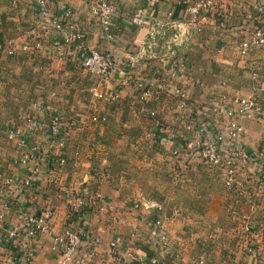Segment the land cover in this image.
<instances>
[{
  "label": "crops",
  "instance_id": "1",
  "mask_svg": "<svg viewBox=\"0 0 264 264\" xmlns=\"http://www.w3.org/2000/svg\"><path fill=\"white\" fill-rule=\"evenodd\" d=\"M93 1L51 0L50 4L53 12H58L63 5H71L75 9L74 26L85 37L87 47L101 51L111 50L122 70L127 63L129 45L142 42L146 37V30L134 26L132 15L126 16L120 11L113 21V36L117 42L115 45L103 36L101 27L91 15L90 7ZM213 1L216 7L211 16V25L207 26L206 30L194 41L187 57L193 70L190 108L194 119L202 118L211 121L213 128L211 136L214 137L217 134H226L227 130L222 123V118L205 112L210 100H216L218 103L224 102L227 105L234 97L256 93L260 99L262 111L254 119L243 120L246 134L239 144L245 146L250 152L257 153L264 147V91L260 88L264 84V48L242 58L237 53V44L233 43L249 37L254 28L260 25L261 18L254 10L253 2L247 0ZM262 1L261 5L264 7V0ZM11 4L12 0H0V7L6 8L5 17L13 22L10 26L6 24L3 32H5V37L18 38L17 41H20V44L17 41L16 44L19 49L25 41L26 30L29 27H38V22L33 21V9L29 6V0H18L17 8ZM159 7L158 2L157 8ZM160 8L162 9V6ZM4 48L0 44L3 59L8 58ZM18 53L22 54L21 51ZM39 58L40 60L35 65L36 70L52 72L54 73L52 78L57 80L60 77L69 76L73 80V85H78L76 76L81 66L75 59L57 58L50 48L39 53ZM84 72L89 75L86 71ZM122 74L120 75L119 72L112 87L113 92L120 95V99L103 101L100 112L109 118L111 115L116 116L118 122L121 121L120 117L127 113L133 115V118H145V129L152 132L146 135L154 143L158 141L162 147L163 155L158 156L157 159L170 179L186 182L192 177L184 173L192 172L193 174L198 170L202 171L199 179L203 186L200 194L202 201L199 202L197 209L207 212L205 216L200 217V222L206 228L201 235L205 244L199 241L201 245L192 246L188 245L189 240H181L182 234L179 236L176 230L169 228V226L178 227L181 220L171 217L169 225L166 223L168 227L165 223L164 227L173 248L177 246L179 249L182 260L180 259L178 263L172 258H166L167 254L158 251L155 247L154 233L148 226L152 216L160 219L155 215L154 210L140 214L138 211L141 208L127 207L122 199L121 188L113 190L101 185L96 189L93 187L95 184L92 176L87 173L84 175L86 179H89L87 180L89 181L88 187L105 197L107 204L104 207L106 208L100 211L94 203L85 208L82 215L73 214L66 205L62 190L66 186L83 189L85 184L82 185L80 181L82 180L81 173H79L80 167L76 169L77 171L63 168L55 175H43L36 183L37 192L34 195L30 191L29 193L27 191L13 192L11 198L16 208L3 221H0V264H23V255L28 252H32L33 255L31 264H55L58 258L53 251L54 235H59L65 228L77 229L78 227L86 229L93 237L101 239L102 245L97 258L107 264H146L153 257L166 264H199L204 257L225 261L229 255L232 256L231 264H254L257 259H264V248H262L264 244V188L261 187L259 178L254 175L251 167H245L241 175L246 191L245 196L242 197L237 192L227 190L219 172L210 166L205 167L207 165H204L197 157L199 155L192 153L188 148L186 139L189 134L183 124L178 121V117L184 114L178 104L163 98L158 99L156 104L143 105L135 98L132 88L124 84ZM91 78L95 81L93 77ZM91 108L93 106H89L82 112ZM156 108L158 115L152 119L149 113ZM215 121H218L217 124ZM157 122L161 123V130L156 128ZM75 133L71 134L69 142L75 139ZM156 136L157 141H154ZM42 145L45 149H49L46 142L43 141ZM13 148V158L7 160V164L0 165V186L4 178L10 174L17 175L19 178L30 176L28 170L15 165L19 150L15 146ZM67 149L65 154L68 153ZM66 156L71 158L69 154ZM50 162L51 159L48 163ZM109 199L113 201L108 202ZM49 206L54 211V217L50 223L53 235L46 233L33 240H28L20 233L12 245L5 246L2 243L8 232L17 228L22 229L28 216H40ZM247 217L257 224L256 236H253L250 241H247V235L242 230L241 221ZM118 236L123 239V245L113 251L109 244ZM247 243L256 245L258 255L256 259L244 253L243 248L247 246ZM87 245V242L83 244L82 256L89 251Z\"/></svg>",
  "mask_w": 264,
  "mask_h": 264
},
{
  "label": "built area",
  "instance_id": "2",
  "mask_svg": "<svg viewBox=\"0 0 264 264\" xmlns=\"http://www.w3.org/2000/svg\"><path fill=\"white\" fill-rule=\"evenodd\" d=\"M163 1L166 3L165 9L159 7L140 10L135 15L133 24L144 28L146 37L144 41L129 46L127 63L121 71L111 50L101 51L87 47L85 37L76 30L73 23L75 9L71 5H63L58 12H53L51 0H29L38 27H29L26 30L25 41L19 49L15 40H7L3 50L7 56L13 57L19 51L41 53L50 48L57 58L75 59L82 69L95 79L91 92L96 101L120 99V95L113 92L112 87L119 72L120 75L123 73L124 84L132 88L135 98L143 105L156 104L158 99L163 98L178 104L184 112L178 117V121L189 134L186 139L188 148L192 153L199 155L204 164L219 172L227 190L237 192L242 197L246 195L241 175L247 166L251 167L254 175L259 178L261 187L264 188V147L255 153L239 144L246 134L243 120L254 119L261 114L262 108L257 94L234 97L227 105L211 99L206 105L205 112L222 118L227 130L226 134H217L214 137L211 136L213 129L211 121L194 119L190 108L192 68L187 57L195 39L211 25V16L216 7L214 1ZM247 1L253 2L261 23L254 28L249 37L233 43L237 44V53L242 58L264 48V7L261 5L263 1ZM91 3L90 13L101 27L103 36L116 45L112 29L113 21L119 14L118 7L111 0H94ZM17 4L18 0H12L11 5L14 8L18 7ZM191 32L194 34L191 35ZM164 41V46H161ZM254 80L257 81V78L254 77ZM260 88L264 91V84ZM52 95L56 96L54 93ZM43 105L42 101L36 102L31 113L24 117L22 123L13 122L7 125L6 139L19 150V156L14 163L19 168L28 170L30 176L19 178L10 174L1 182L0 221L16 208L11 198L14 191L23 193L30 191L34 195L37 192L36 183L43 175H55L69 164L74 168L82 164L79 148L73 151L72 158L65 154L71 134L90 131L108 122V117L101 114L95 106L66 119L64 113L52 111L48 107L49 102L46 107ZM157 115V108L149 113L152 119ZM217 122L215 121V124ZM156 128L161 130V123L157 122ZM43 141L48 144L49 149L44 148ZM49 159H51L50 163H48ZM64 194L66 205L73 214L82 215L83 210L94 203L100 211L106 208L105 197L99 192H94L90 187L80 190L65 187ZM134 207L140 209L139 204ZM148 208L152 211L154 205ZM53 217L54 211L50 206L45 208L40 216H28L22 229L17 228L8 232L2 243L5 246L12 245L20 233L28 240L46 233L53 235L50 227ZM241 222L247 241H250L256 236L257 224L248 217ZM162 223L160 219L152 216L148 226L153 230L155 247L158 251L165 252L166 258L171 259L174 249ZM86 242L89 251L82 256L83 244ZM53 244V251L58 258L55 264H107L97 258L102 245L101 239L93 237L82 227L63 229L59 235H54ZM122 245L123 239L118 236L110 242L109 247L115 251ZM243 250L247 256L255 259L258 256L255 244L247 243ZM32 256V252L25 253L22 258L23 264H31ZM231 257L229 255L225 261L204 257L199 264H231ZM146 264L166 263L153 257ZM254 264H264V259H257Z\"/></svg>",
  "mask_w": 264,
  "mask_h": 264
},
{
  "label": "rangeland",
  "instance_id": "3",
  "mask_svg": "<svg viewBox=\"0 0 264 264\" xmlns=\"http://www.w3.org/2000/svg\"><path fill=\"white\" fill-rule=\"evenodd\" d=\"M111 1L118 7L119 13L121 11L126 16L132 15V20L140 10L156 9L158 2L162 9L166 7L163 0ZM29 6L32 5L29 4ZM5 9L3 6L0 7V44L2 47H5L7 39L18 40L16 37L4 36L5 25L13 24L5 17ZM33 21L36 20L33 19ZM192 34L194 33L191 32ZM17 42L20 44V41ZM164 44L165 41L161 46ZM20 54L17 53L12 58L8 56L3 59L2 50H0V165L7 164V160L13 158L14 145L6 139L7 125L13 122L22 123L24 117L31 113L36 102L42 101L44 107L49 102L48 107L52 111L64 113L66 119L85 112L86 110L83 112L82 110L89 106H95L100 112L103 104L102 101H94L91 89L95 81L81 67H79L80 70L76 76L78 85L75 86L69 76H63L57 80L52 78L54 75L52 72L36 70L35 65L40 60L39 53ZM118 69L121 71L120 67ZM123 76L122 74V78ZM53 93L56 96H53ZM143 119L133 118V115L127 113L123 114L120 117L121 121L118 122L116 116L111 115L108 122L98 125L90 131L75 133V139L69 142L66 154L72 158L73 151L77 148L80 149L78 152L83 163L79 166V173L82 176L80 177L81 184H85V189L88 188L89 181L87 180L89 179H86L84 173L92 176V181L95 184L93 187L96 189L101 185L113 190L121 188L122 199L127 207L131 208L139 204L141 209L138 212L143 214L144 211H150L148 206L154 205L155 215L163 221L162 224L168 223L169 225L171 217L181 220L178 227L169 226L170 230H176L179 236L182 234L181 240H189L188 245H201L204 242L201 235L206 228L200 222V217L207 213L205 210L197 209L199 202L202 201L200 194L203 186L202 181L199 180L202 171L198 170L193 174L192 172L184 173L192 177L186 182L170 179L162 169V164L158 163L157 157L163 155L162 147L156 140L157 136L154 137V141H157L155 143L152 139H148L147 135L152 132L145 129L146 120ZM152 160L154 162H151ZM85 163L86 165H84ZM66 168L73 171L77 169L70 164ZM66 187L75 188L73 186ZM75 189L79 190L80 188ZM62 196L66 201L64 189ZM110 201L112 202L113 199H109L108 202ZM196 235L198 236L196 237ZM174 247L176 252L172 259L179 263L182 256L177 246Z\"/></svg>",
  "mask_w": 264,
  "mask_h": 264
}]
</instances>
